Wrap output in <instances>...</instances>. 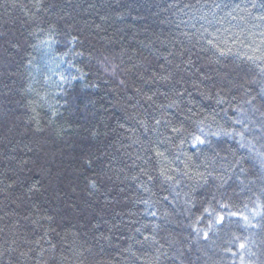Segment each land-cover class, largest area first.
<instances>
[{"label":"trees","instance_id":"trees-1","mask_svg":"<svg viewBox=\"0 0 264 264\" xmlns=\"http://www.w3.org/2000/svg\"><path fill=\"white\" fill-rule=\"evenodd\" d=\"M252 2L42 0V6L37 10V0H0V264H97L100 256L109 252L113 254V264H133L127 253L121 255L118 249L133 243L129 239L133 235L142 239L135 233V228L143 224L159 225L157 238L165 245L163 250L169 256H161L156 262L154 248L145 245L147 251L137 252L143 259L135 264H145V261L152 264H240L238 258L221 251V241L214 244L211 235L208 240L196 241L188 227L190 216L199 215V202L211 199L213 194L219 198L222 192H227L237 204L248 202L253 193L246 189L241 191L243 186L235 176L219 190V181L209 177L208 183L197 189V206L191 213L185 211L184 197L181 196L172 204L162 201L158 206L161 213L168 212L166 218L156 220L142 215L144 205L136 201L146 197L147 193L131 179L142 166V161L135 159L140 148L128 139L129 133L118 128L117 121L134 126L128 116L143 112L140 105L144 102L130 90L134 73L129 74V88L121 87L105 76L98 60L106 55L127 67L133 63H143L147 67L162 62L164 57L180 63L183 57L190 55L193 60L191 69L189 71L182 65L181 75L197 81L200 75L207 73L209 78L203 81L201 90L207 91L215 85L216 91L223 88L227 98L236 93L239 101L240 93L234 88L230 91L231 86L222 79L224 71L236 68L240 75L249 73L246 80H259L252 74L255 71L252 65L241 57L264 38L258 35L260 29L254 28L252 22H241L239 17L233 20L227 12L236 4L250 7ZM254 2L257 5L252 10L254 14L264 11L260 9L261 0ZM215 4H220L221 8H214ZM224 4L230 8H223ZM201 16L207 19H200ZM51 26L56 28L57 43L50 48L37 47ZM208 33L221 40L227 39L232 48L231 54L220 57L219 64L210 63V58L214 59V49L207 43L212 38ZM71 35L78 36L82 42H76L69 52ZM260 46L264 48V45ZM78 52H83V56H77ZM69 61L88 70V79L74 81L70 87L61 90L57 86L59 73L67 68ZM197 69L201 71L197 72ZM136 83L141 82L137 80ZM86 84H95L96 87H86ZM250 88L255 95L259 84H252ZM191 91L192 105L189 106H194L197 113L193 120L215 110L219 113L217 119L224 123V108L228 109L229 115L235 116L231 108L236 107V101L230 105H217L215 100L205 99L195 89ZM129 96L133 98L129 99ZM53 110L58 113L56 116L52 115ZM177 115L183 118L185 113ZM187 123L191 125V121ZM38 126L43 131H36ZM216 144L219 145L216 151L221 156L228 154L230 159L232 152L245 151L226 138L214 141ZM256 148L264 151L259 144ZM184 150L193 157L192 165H198L201 171L206 164L205 156L213 158L211 152L199 156L187 144ZM88 153L106 154L104 159L110 160L111 168L115 170L109 172L112 178L105 182L107 190L102 189L91 196L85 191L82 178L91 174L85 167ZM245 155L248 157L244 163L248 179L256 181L255 188L258 189L261 183L260 158L255 153ZM23 160L28 161L27 168L33 169L27 176L35 178L36 173H41L39 179L43 187L31 200L26 199L23 186L6 187L13 182L8 177H16ZM219 168L216 165L214 171L209 166L208 171L217 176ZM20 175L24 176V173ZM185 183L190 185L192 182L185 180ZM153 191L159 194V185L153 186ZM37 207L56 217L59 236L51 233L46 238L56 245L55 250L40 240L47 224L40 227L32 223L37 219ZM101 210L103 220L97 214ZM89 221L99 224V231L90 227ZM114 224L118 227L113 228ZM109 229L113 234L111 247L106 241L93 239L94 234L107 233ZM255 240L252 251L256 255L245 257V260L264 264V242L259 235ZM36 241H40L39 248ZM169 243H172L171 247ZM136 248L141 246L135 244ZM177 248L183 256L173 260L170 257L176 254Z\"/></svg>","mask_w":264,"mask_h":264},{"label":"snow or ice","instance_id":"snow-or-ice-1","mask_svg":"<svg viewBox=\"0 0 264 264\" xmlns=\"http://www.w3.org/2000/svg\"><path fill=\"white\" fill-rule=\"evenodd\" d=\"M41 6L42 0H37V10H40ZM185 7L192 6L185 5ZM214 8H221V5L215 4ZM223 8L229 9L230 6L224 4ZM256 8L257 5L254 0L250 7H241L236 4L230 8L227 16L233 20L239 17L241 22H252L254 28L260 29L258 35L264 38V11H258L254 14L252 10ZM260 9H264V0H261ZM212 15H215L214 10ZM200 19H207V17L201 16ZM40 31L44 32L45 30L40 29ZM55 33V26H51L47 30L46 38L40 39L39 45L36 46L50 48L57 43ZM208 35L212 38L207 43L211 49H214V59L210 58V63L219 64L220 57L231 54L232 48L228 45L227 39L221 40L219 37L213 36L212 33H208ZM253 35H256V33ZM78 41L82 42L78 36L71 35L68 43L72 47L69 48V52L73 50ZM260 45H264V39H261L260 44L251 47L250 52L241 57L243 61L252 65L255 70L252 74L258 77L259 80H246L245 78L249 73L245 72L240 75L236 68L230 71L221 70L224 71L222 79L226 81L227 85L231 86L230 91L234 88L237 93H240L239 101L236 99V93H233L231 98H227L223 93V88L216 91L215 85L208 88L207 91L201 90V84L209 78L207 73L200 75L197 81L190 78L186 79L185 75H181L182 65H185L189 71L191 69L193 60L190 55L183 57L182 53L183 58L180 63H174L173 60L164 57L162 62L147 67L143 63H133L131 67H127L123 63L116 62L115 58L110 59L106 55L98 60L105 76L121 87L129 88V74L134 73L135 79L132 80L130 90L144 102L143 105H140V100L136 102L137 105L143 108V112L128 116V120L133 121L134 126L122 120L117 121L118 128L125 133H129L128 139L133 144L139 145L140 148L135 159L142 161V166H139L138 172L131 179L136 182L137 187L142 192L147 193L146 197L142 196L136 201V203L144 205L142 215L156 220L166 218L168 212L161 213L158 206L162 201L172 204L181 196L184 197L185 211L191 213L192 209L197 206L196 191L199 187L208 183L209 177L219 181L217 185L219 190L224 188L228 181L235 176L239 184L243 186L241 191L246 189L253 193L248 202L237 204L233 197L227 195V192H222L219 198L213 194L211 199H204L199 202V208L197 209L199 215L190 216L191 223L188 227L194 233L196 241L200 239L208 240L210 235L214 238V244L217 240L221 241V251L238 258L240 264H254L251 260L246 262L245 257L256 255L252 249L256 246L255 237L257 235L264 242V151H259L256 148L257 144L264 148V48ZM76 55L82 57L83 52H78ZM235 55L239 56V53H235ZM61 60L63 61V57H61ZM200 71V69H197V72ZM88 75V70L77 67L75 62L69 61L67 68L59 73L57 86L64 90L65 86L70 87L74 81H85L88 79ZM137 80L141 82L139 85L136 83ZM257 83L259 84V91L253 95L250 85ZM186 85H190V87H186ZM85 86L96 87L95 84H86ZM145 87H147V91ZM191 89H195L207 100H215L217 105H230L233 101H236V107L231 108V112L235 116L229 115L228 109L224 108L222 109L224 111V123H220L217 119L219 113L215 110L206 115L200 114L199 119L193 120L192 117L196 116L197 113L194 106H189L192 105ZM128 98L132 99L133 97L129 96ZM50 108H52L51 105ZM179 112L185 113L183 118L177 115ZM57 114L55 110L52 111L53 116ZM172 117H176V119ZM187 121H191V125ZM36 131L40 132L43 129L38 126ZM221 138L234 141L239 149L245 151L232 152L230 154L231 159L228 154L221 156L216 151L219 145H214V141H219ZM185 144L193 149L194 153H198L199 156H205L208 152L212 153L213 158L211 159L205 156L206 164L203 171L200 170L198 165L195 167L192 165L193 157L185 152ZM245 153H255L260 158L259 180L261 183L258 189L255 188L256 181L248 179L247 170L244 168V163L248 158ZM105 155L103 153L100 155L88 153L87 155L85 167L91 171V174L83 175L82 178L85 191L90 196L102 189L106 191L105 182L112 178L109 172L115 171L111 168V161L104 159ZM27 165V160L20 162L16 177H8L13 182L6 187L11 189L13 186H23L26 189L24 194L26 199L31 200L34 194L41 191L43 185L39 179L41 173H36L35 178L27 176L28 172L33 171L32 168H27ZM179 165H183V167L181 168ZM216 165L220 166L219 175L213 176L212 172L208 171V167L212 166L215 171ZM190 168L192 171L189 170ZM43 171L41 169V172ZM20 173H24V176H21ZM241 175H243V179H241ZM185 180L192 183L189 185L185 183ZM155 185L160 187L159 194L153 191ZM249 185L253 187H249ZM75 190L73 188V191ZM97 214L100 215L102 220L104 219L102 210L101 213ZM35 215L37 219L32 220L34 225L44 227L45 223L47 224L40 240L55 250L56 245L52 243V240L46 239L51 233L59 236V232H57L59 225L56 223L55 215L41 212L38 207ZM104 223H107V220H104ZM89 226L99 231V224H92L89 221ZM112 227L116 228L118 225L114 224ZM158 228V224L151 227L148 224L136 227L135 233L142 239H137L136 235L129 237L133 243L128 244L126 248H119L120 254L127 253L133 264H135V261L143 259L142 256L137 255V252L147 251V248H154L153 256L156 262L159 261L161 256H169V253L163 250L165 245L157 238ZM93 239L97 242L106 241L108 246L111 247L113 234L109 229L107 233L94 234ZM36 244L39 248L40 241H36ZM135 244H139L141 248L134 249ZM145 245H147V248H145ZM169 246L171 247L172 243H169ZM89 252H91V249H89ZM101 252L104 253L103 245H101ZM105 255L100 256L97 264H113V254L109 252ZM181 256H183V252L177 248L176 254L170 258L176 260ZM145 264H152V262L145 261Z\"/></svg>","mask_w":264,"mask_h":264}]
</instances>
